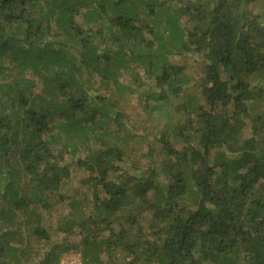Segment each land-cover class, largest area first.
<instances>
[{"label":"trees","instance_id":"1","mask_svg":"<svg viewBox=\"0 0 264 264\" xmlns=\"http://www.w3.org/2000/svg\"><path fill=\"white\" fill-rule=\"evenodd\" d=\"M68 252L264 264V0H0V264Z\"/></svg>","mask_w":264,"mask_h":264},{"label":"rangeland","instance_id":"2","mask_svg":"<svg viewBox=\"0 0 264 264\" xmlns=\"http://www.w3.org/2000/svg\"><path fill=\"white\" fill-rule=\"evenodd\" d=\"M41 90H42L41 85L39 87H36L37 93H40ZM131 98L134 99L133 103L135 105H138V102L141 103L142 105L143 99L141 98L140 100L137 94H134ZM130 120L132 124L131 126L133 128L132 131L134 132L135 135L132 137H128L124 133H118L115 136L114 141L125 146L127 151L131 155L136 156L140 154L139 151L142 148H145V141H144L145 138H148V140L149 139L152 140L153 138H155L158 132L164 129L163 128L164 123L162 122L163 121L162 118H159L157 115H153L149 117L143 112H137L130 115ZM249 130H250V124L248 123L247 126L244 128V135L248 134L250 132ZM61 139L64 138L62 137ZM63 144L64 142H61L58 148H61ZM192 199L193 198L191 196L186 197V201L190 203L191 207H193ZM56 217H57V213H54V217L52 219H56ZM61 237H62L61 234H58L56 235V237H54V240L55 241L61 240L62 239ZM67 254H76V253L73 252L63 253L61 257Z\"/></svg>","mask_w":264,"mask_h":264},{"label":"built area","instance_id":"3","mask_svg":"<svg viewBox=\"0 0 264 264\" xmlns=\"http://www.w3.org/2000/svg\"><path fill=\"white\" fill-rule=\"evenodd\" d=\"M58 264H83V261L79 255L67 254L60 258Z\"/></svg>","mask_w":264,"mask_h":264}]
</instances>
